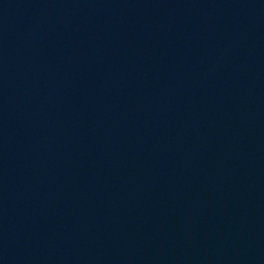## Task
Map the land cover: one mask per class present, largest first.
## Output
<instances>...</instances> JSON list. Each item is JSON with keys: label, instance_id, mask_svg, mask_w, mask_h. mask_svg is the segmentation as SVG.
<instances>
[{"label": "water", "instance_id": "water-1", "mask_svg": "<svg viewBox=\"0 0 264 264\" xmlns=\"http://www.w3.org/2000/svg\"><path fill=\"white\" fill-rule=\"evenodd\" d=\"M0 264H264V0H0Z\"/></svg>", "mask_w": 264, "mask_h": 264}]
</instances>
